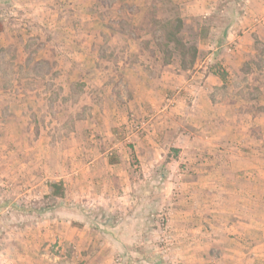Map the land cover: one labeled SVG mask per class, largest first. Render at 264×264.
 <instances>
[{
	"label": "rangeland",
	"instance_id": "374dc122",
	"mask_svg": "<svg viewBox=\"0 0 264 264\" xmlns=\"http://www.w3.org/2000/svg\"><path fill=\"white\" fill-rule=\"evenodd\" d=\"M231 6L224 0H0V154L14 153L10 156L13 161L10 175H15L22 165L25 171V181L16 196L4 193L13 184L4 176L0 177V245L10 243L9 264H16L20 259L25 264H89L93 258L101 263L104 256L121 262L127 252L118 255L105 251L96 258L95 252L79 249L68 241L58 244L57 236L65 232L61 226L49 225L55 242L41 236L48 221L55 217L68 219L64 186L63 196H54L50 183L61 182L59 177L64 168L68 170L69 166L61 163L64 155L68 154L67 160L73 165V155L82 142L84 145L90 134L99 131L103 120H113L111 101H115L116 106L128 95L130 117L129 107L135 106L131 101L141 100L145 93L139 87L142 83L148 86V70L158 79L162 71L166 73L163 79L170 89L165 106L176 109L179 105L180 109H185L183 117L189 119L193 103L184 104L188 102L185 98L192 94L184 93L182 86L174 87V81L190 76L202 62L201 56L213 51L211 44L221 36L222 25L230 19V14L239 11L238 5ZM177 19L180 27L173 34ZM216 21L221 23L219 29L214 27ZM258 47L264 49L256 45ZM225 48L227 51L230 47ZM222 59L207 65L215 68ZM246 59L249 60L241 67L243 75L239 74L238 78H243L245 85L251 84L252 89L248 90L251 96L257 93V88L253 87L255 81L259 80L258 85L264 84L261 76L264 62L260 63L256 55ZM253 71L258 75L249 77ZM252 110L264 115V107H253L249 116ZM243 127L246 135H237L230 148L232 153L238 149L248 151L246 158L238 161L254 167L243 170L242 174L249 180V177H258L259 194L261 191L264 194V117L255 120L250 116L243 121ZM188 130L192 138L196 132L193 124ZM201 135L202 141L197 142L207 154L206 148H211L210 138ZM127 147L130 152L132 140ZM173 150L169 156L177 154L178 150ZM225 152L216 153L214 158L211 155L213 163L229 164L233 157H223ZM201 159L202 165L210 164L208 156L203 154ZM130 161L131 164L139 162L134 154H130ZM195 161L189 155L180 166L189 163L191 167ZM37 171L41 182L38 191L33 192L30 185L35 183ZM190 174L193 172H186V176ZM208 175L207 172L201 177ZM212 189L204 187L200 193L208 195L215 190ZM225 190L228 195L234 191L242 193L239 188L220 189ZM244 194L243 197L250 198ZM199 206L214 207L206 203ZM235 206L239 212L233 214L232 220L240 231L242 223L249 219L245 216L247 205L242 200ZM81 210L79 215L83 219L71 224L75 232L84 224L100 230V224H110L113 220L108 210L86 206ZM169 216L170 212L164 210L159 216L148 219V235L142 233V245L148 247L143 248V253L155 264H177ZM215 222H219V218ZM64 235L67 237L70 233ZM132 259L135 261L123 263L141 264L140 258Z\"/></svg>",
	"mask_w": 264,
	"mask_h": 264
},
{
	"label": "crops",
	"instance_id": "0c3cea01",
	"mask_svg": "<svg viewBox=\"0 0 264 264\" xmlns=\"http://www.w3.org/2000/svg\"><path fill=\"white\" fill-rule=\"evenodd\" d=\"M224 1L233 7L238 5L239 11L230 14V19L222 25L221 36L211 44L213 51L201 56L198 69L183 80L174 81V87L182 86L184 93L192 94L185 98L188 102L184 104L193 103L191 117H183L185 109H180L179 105L176 109L165 106L168 105L167 92L170 89L163 79L166 73L162 71L158 79L148 70V86L142 83L139 87L145 91L144 95L141 100L135 98L139 102L131 101L136 107H129L133 118L127 112L128 95L122 97L116 106V102L111 101L113 120H103L98 126L99 131L90 134L84 145L82 142L73 155V165L67 160L68 154L64 155L61 163L69 167L68 170L64 168L59 181L64 186L63 200L68 219L64 221L55 217L48 221L41 236L55 242L49 225L61 226L65 230L63 234L70 233V236H62L60 232L58 244L68 241L79 249L95 252L96 258L103 256L105 251L118 255L127 252L121 262L104 256L101 263L93 258L89 264H124L134 257L140 258L141 264H155L143 253L146 246L141 242L142 233L148 235V219L167 210L175 236L173 253L177 264H264V194L262 191L259 194L258 190L261 182L258 177H249V180L242 174L243 170L254 167L238 161L244 160L248 151L238 149L232 153L230 148L237 135H246L243 121L250 116L255 120L264 117L261 113V116L257 115V110H252L249 116L253 107H264V84L258 85L259 80L255 81L253 87L257 88V93L250 96L251 84L245 85L244 79L238 78L239 74L243 75L241 67L249 60L246 59L248 56L251 59L256 55L260 63L264 62V49L256 48V45L264 48V0ZM220 26L221 23L216 21L214 27L219 29ZM226 46L230 47L227 51ZM223 52L227 54H221ZM220 59L222 61L215 68L207 65ZM253 74L258 75L253 71L248 76ZM261 76L264 78V71ZM115 110L117 115L114 116ZM190 124L196 131L192 138L188 136ZM201 134L209 135L213 151L206 148L208 155L197 142L202 141ZM129 140H132L130 152L127 151ZM174 148L178 150L177 154L169 156ZM224 151L223 157H233L229 164L213 163L214 155ZM13 154H8V151L0 154V177L4 176L13 184L4 193L16 196L25 181V171L22 165L15 175H10L13 167L10 166L13 162L10 156ZM130 154L136 156L137 164L130 163ZM203 154L211 160L209 165L201 164ZM189 155L198 163L195 161L191 167L189 163L180 166V162ZM256 169L258 172V165ZM188 171L193 172L190 177L186 176ZM207 172L209 175L202 178ZM39 173L37 171L35 183L30 185L33 192L39 189ZM204 187L215 190L208 195L201 194L200 189ZM228 188L242 189V193L250 198L243 197L239 191L230 195L226 190L225 193L220 191ZM220 197L223 200L219 201ZM242 200L247 205L245 216L249 219L238 231L232 218L235 212H239L235 205ZM203 203L214 207H200ZM84 206L108 210L113 220L110 224H100V230L84 224L75 232L71 224L83 219L79 213L83 212L81 208ZM218 218L219 222H215ZM37 234L40 235L39 232ZM0 246V264H9L10 243L4 242ZM16 264L25 263L20 259Z\"/></svg>",
	"mask_w": 264,
	"mask_h": 264
},
{
	"label": "trees",
	"instance_id": "16d2710c",
	"mask_svg": "<svg viewBox=\"0 0 264 264\" xmlns=\"http://www.w3.org/2000/svg\"><path fill=\"white\" fill-rule=\"evenodd\" d=\"M180 27V23L178 19L176 20V25L173 30V34L177 33ZM51 193L54 196H63L62 184L60 182H52L50 183Z\"/></svg>",
	"mask_w": 264,
	"mask_h": 264
},
{
	"label": "built area",
	"instance_id": "2783aa9c",
	"mask_svg": "<svg viewBox=\"0 0 264 264\" xmlns=\"http://www.w3.org/2000/svg\"><path fill=\"white\" fill-rule=\"evenodd\" d=\"M171 101V100H170Z\"/></svg>",
	"mask_w": 264,
	"mask_h": 264
}]
</instances>
